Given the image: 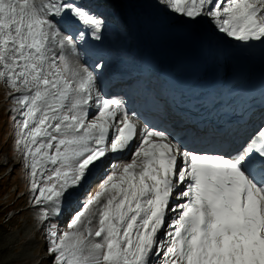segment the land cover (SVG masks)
<instances>
[{
    "label": "snow or ice",
    "instance_id": "1",
    "mask_svg": "<svg viewBox=\"0 0 264 264\" xmlns=\"http://www.w3.org/2000/svg\"><path fill=\"white\" fill-rule=\"evenodd\" d=\"M161 2L181 17H209L236 41L264 42V0ZM61 21L76 40H99L104 26L85 0H0V81L19 94L18 143L36 203L59 213L61 198L109 154L133 158L112 167L68 231L50 230L54 264H156L161 255L163 264H264V126L227 154L186 150L157 130L138 134L115 101L93 96L92 72L69 67L62 53L76 44Z\"/></svg>",
    "mask_w": 264,
    "mask_h": 264
},
{
    "label": "rangeland",
    "instance_id": "2",
    "mask_svg": "<svg viewBox=\"0 0 264 264\" xmlns=\"http://www.w3.org/2000/svg\"><path fill=\"white\" fill-rule=\"evenodd\" d=\"M102 2L108 4L111 2L110 0H97L95 6L96 11L101 12L97 15L104 20L102 31L111 32V28L117 27V24L112 21L114 19L113 15H111L112 6L104 8L101 5ZM155 2L161 4V0H154ZM151 5L152 3H149L148 7ZM162 13L166 17H172L176 23H183L180 26L182 32H191L190 27L192 26L191 28L197 31V38L200 42H204L205 38H207L210 40V42L205 41L207 47L212 43L214 44V49L217 50L216 52H220L219 41H221L222 35L215 28H211L212 22L207 19L209 17H197L195 20L187 18V20H184L181 19V16L177 18L174 15L175 13L165 6L162 8ZM197 25H200V28ZM57 26L62 35H68L64 30L67 31L69 28L63 27L60 24ZM76 35H78L77 32L74 34V38ZM100 35H102V32ZM92 38L90 34L89 37H84L83 40H78V42L85 46ZM191 41L197 43L196 38H191ZM55 52L57 57L61 54L58 48ZM137 53L142 54V52ZM62 54L65 56L67 62H70L68 64L69 67L74 69L72 61L73 57L76 56L68 48L63 50ZM115 54L119 55V52L115 51ZM75 64L76 69H79L78 58L75 60ZM81 68L84 67L82 66ZM17 95L19 94L14 93L4 81H0V264H54L53 254L49 251L50 230L57 231L58 235L64 231H68V224L75 214L82 210V199L86 201L90 195L95 194L99 190V181L103 177L95 181V186L92 185L94 181L86 183L85 187L81 188L80 192L76 193L71 200L69 198L72 195L68 196L66 200L61 198L60 205L65 202L69 205L68 209L63 213L61 211L62 215H65L67 210L69 212L65 217L66 219H61V221L57 219V215L60 212L57 213L50 202L41 203L39 207L35 203L24 210H19L22 206L27 207L26 204H31L30 196H33V193L29 192L33 191V178L31 176L30 160L25 156L23 145L18 143L22 138L21 121L24 117L22 115L23 110L16 111L18 105L15 103L13 97ZM91 108L93 109V107ZM96 109L97 107L95 108V116L97 115ZM14 154L18 155L14 156ZM36 179L39 180L40 178L37 177ZM26 193L28 195L25 196ZM16 198L17 202L14 201ZM73 205L76 206L74 209L72 208ZM45 213H47L48 220H46L47 218L42 219ZM11 215H13V218H10ZM37 230H39L38 234H36Z\"/></svg>",
    "mask_w": 264,
    "mask_h": 264
},
{
    "label": "bare ground",
    "instance_id": "3",
    "mask_svg": "<svg viewBox=\"0 0 264 264\" xmlns=\"http://www.w3.org/2000/svg\"><path fill=\"white\" fill-rule=\"evenodd\" d=\"M149 3H152L150 7H148ZM155 4L156 2L154 3V0H131V2L130 0H112L110 4L103 2L102 6H105L106 8L110 6H114V8L117 11L121 10L124 13L122 14L123 15V19H122L121 18L122 16H120L122 12L121 13L115 12L114 9L111 11V13L116 15V19L114 20L116 23H118V20L119 21L124 20V23L121 22L122 28L120 29L114 27L111 31L110 36H109V32H107V35H105L104 38L99 39L101 42H104L102 43L103 45L101 50L105 53V55L115 58L116 57L115 51H120V48L126 46L127 49L122 51L123 53L120 55L121 57L120 56L117 57L118 60L122 59V57L124 58V56L126 55H127L126 58L131 59L132 57H134V59H137L139 57L136 55V52H142V54H144V52H147L151 54L155 59H157V62L165 61L167 66L171 64H175V65L179 64L175 66V69L180 68L182 66L185 67L198 66L203 71L205 70L210 71L211 69L223 71V70H229V68L232 65H242L245 70H248L250 68L252 69L264 68V42L236 41L233 38L228 37L226 34H222L218 31L222 35V39L221 41H219L222 51L220 50V52H216L217 51L216 49L214 48L209 49L207 47L205 41H208V39L207 40L205 39L204 42L203 41L200 42L198 40L197 31L194 28H191L192 26L190 27L191 32H182L180 30V26H182L181 24L183 23L181 24L176 23V21L173 20L172 17L169 18L163 15L162 10L158 9L159 5H155ZM134 12L135 14L136 13L139 14L138 18L134 16ZM174 15H176L177 18L180 16L178 14H174ZM187 18L188 17H182L181 19L187 20ZM207 19L208 21H210V18ZM189 20L191 21V19ZM197 27L200 28V25H197ZM212 27L215 28V30H217L214 24L211 23V28ZM113 32L114 34H112ZM89 36L90 33L85 35V37H89ZM191 38H196L197 43L192 42ZM186 39L190 42H188ZM90 40L95 41L96 39L92 38ZM101 42L99 46H101ZM201 49L202 50L204 49L206 56H210L208 59L202 56L203 52ZM200 55L202 56L201 58L198 57ZM73 58L74 59L72 61V64H74V69H76L75 60L77 59V57H73ZM215 58L218 59V62L214 61ZM67 63L69 64L70 62ZM153 74L156 73L153 72ZM157 75L158 73L156 75H153L156 81H157V77L155 76ZM150 80L153 83L156 82L153 79ZM159 83L161 84L160 81ZM220 87L221 86H215V89H218ZM211 88L214 89V85H211ZM187 89L190 90L189 87ZM200 89L205 90L207 88L202 87ZM95 106L96 104L93 103V108H95ZM91 109L92 108L89 109L90 119L95 116V113H92L90 111ZM263 117H264V113H261L260 110H257L252 115L248 124L242 126L239 125V128L235 130L232 139L236 138L237 140L243 134V132L245 133L247 132V130L250 129L249 125L251 122L261 121ZM241 131L242 133L239 134ZM205 133L206 135L210 134V132L209 133L205 132ZM215 141L216 140L213 141L214 147H216ZM221 142L222 143H218V145L219 146L222 145L224 147V146H230L234 141H230V139L226 137ZM97 169L98 168L94 169L91 174H93ZM108 169H109L108 171L112 170L111 167H109ZM90 176L91 175H89V177ZM89 177L86 180L88 182L91 180V178L89 179ZM84 183L82 184L81 187L73 191L72 196L69 198V200H71L76 193L80 192V189L84 187ZM67 198L68 196L64 197V200H66ZM37 206L39 207L41 205L37 204ZM68 207L69 205L66 204V202L60 205L59 208L60 214L57 215L58 221H61V219H66L65 218L66 215L69 214L68 210L66 211L65 215H62V213L66 209H68ZM75 207H76L75 205L72 206L73 209ZM174 216H175L174 213L170 214L168 219L169 224L171 223V218ZM38 233L39 230L36 231V234ZM155 261L156 264H163V256L161 255L160 257H156Z\"/></svg>",
    "mask_w": 264,
    "mask_h": 264
}]
</instances>
